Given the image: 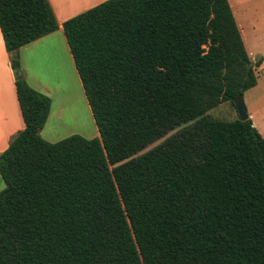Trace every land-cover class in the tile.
I'll return each mask as SVG.
<instances>
[{"label":"trees","instance_id":"1","mask_svg":"<svg viewBox=\"0 0 264 264\" xmlns=\"http://www.w3.org/2000/svg\"><path fill=\"white\" fill-rule=\"evenodd\" d=\"M61 26L98 136H41L50 98L17 50L59 24L0 0L24 123L0 152V264H264V135L206 113L256 83L228 0H103Z\"/></svg>","mask_w":264,"mask_h":264},{"label":"crops","instance_id":"2","mask_svg":"<svg viewBox=\"0 0 264 264\" xmlns=\"http://www.w3.org/2000/svg\"><path fill=\"white\" fill-rule=\"evenodd\" d=\"M101 1L103 0H48L59 27L20 46L17 50L25 81L32 88L50 98L48 114L40 130L41 136L48 141L56 140L52 139V136L56 135L57 126L61 124L64 114L75 120L82 119L86 132L92 131L91 124L94 129H97L61 23ZM228 3L242 41L250 42L255 38H260L262 33L264 34V19L259 20L260 15H256L260 7L259 0H228ZM250 20L252 22L249 26ZM255 24L258 26L255 27ZM263 67L264 64L259 67L261 72H264ZM257 85L256 81L250 88ZM256 110L254 109L248 116L257 129L258 125L252 120ZM23 126L14 87V72L10 67L9 55L0 32V152L7 146L11 136ZM2 184L0 176V187Z\"/></svg>","mask_w":264,"mask_h":264},{"label":"rangeland","instance_id":"3","mask_svg":"<svg viewBox=\"0 0 264 264\" xmlns=\"http://www.w3.org/2000/svg\"><path fill=\"white\" fill-rule=\"evenodd\" d=\"M260 1V7L258 9V12L256 15H260V19H264V0H259ZM252 17V16H251ZM254 18V17H252ZM252 20L249 22V26L251 24ZM254 26V25H253ZM258 24H255V27H257ZM244 46L246 51L248 52V55L251 59L252 65L254 67V71L256 74V81L258 85L254 88H249L246 89L243 94H242V101L244 103V106L246 108V111L249 115L254 109H257L254 112L253 116V122L258 125L257 130L264 135V72H261L259 67L264 64V34L260 36V38H255L252 41L243 40ZM257 58H260V63L257 65L254 63V60ZM262 107V108H260ZM83 112L85 111L84 109L82 110ZM206 113L215 118H220V119H233L237 117V111L236 108L229 102V101H223L219 103L218 105L214 106L213 108H210L206 111ZM82 116V114H80ZM79 115V116H80ZM249 117V116H248ZM61 124L57 126V133L56 135L52 136V139H60L65 136H68L72 134L70 131H73L74 133H77L79 135H82L83 137L90 138L94 136H98L97 129H94L91 124V129L92 131H85L84 128L85 125L83 124V120H75L74 118H70L66 116V114L63 115V118H61ZM193 120H190L187 122V124L192 123ZM186 124V125H187ZM184 124H178L171 129L167 130L164 132L161 136L158 138L152 140L151 142L147 143L144 147L136 151L135 153L132 154V156L139 155L148 149L152 148L156 144H158L160 141H162L164 138L171 136L178 131H180ZM45 135V134H44ZM58 137V138H57ZM45 139V138H44ZM4 183L0 187V190L3 188Z\"/></svg>","mask_w":264,"mask_h":264},{"label":"water","instance_id":"4","mask_svg":"<svg viewBox=\"0 0 264 264\" xmlns=\"http://www.w3.org/2000/svg\"><path fill=\"white\" fill-rule=\"evenodd\" d=\"M17 74L18 75L20 74V70H17ZM233 102H234L239 119L244 120L248 118V113L242 101V95H239L235 99H233Z\"/></svg>","mask_w":264,"mask_h":264},{"label":"built area","instance_id":"5","mask_svg":"<svg viewBox=\"0 0 264 264\" xmlns=\"http://www.w3.org/2000/svg\"><path fill=\"white\" fill-rule=\"evenodd\" d=\"M263 70H264V67H263Z\"/></svg>","mask_w":264,"mask_h":264}]
</instances>
